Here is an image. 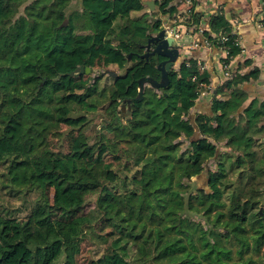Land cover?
<instances>
[{
	"label": "trees",
	"instance_id": "trees-1",
	"mask_svg": "<svg viewBox=\"0 0 264 264\" xmlns=\"http://www.w3.org/2000/svg\"><path fill=\"white\" fill-rule=\"evenodd\" d=\"M145 1L0 0V192L30 204L18 235L32 259L17 264H41L57 243L51 264H80L85 238L100 249L92 264H264L247 257L264 247V100L245 105L241 88L256 72L226 79L204 114H190L210 79L195 57L139 96L140 80L159 81L164 60L143 56L148 40L179 13L175 0H153L150 12ZM190 21L198 25L195 10ZM210 31L224 64L241 52L222 16ZM98 60L102 86L101 75L83 79ZM61 124L77 132L66 152L47 140ZM193 198L206 207L203 224L192 219ZM240 201L236 217L219 211ZM10 247L0 232V264H11Z\"/></svg>",
	"mask_w": 264,
	"mask_h": 264
},
{
	"label": "crops",
	"instance_id": "crops-1",
	"mask_svg": "<svg viewBox=\"0 0 264 264\" xmlns=\"http://www.w3.org/2000/svg\"><path fill=\"white\" fill-rule=\"evenodd\" d=\"M182 9L183 6L178 7L179 11ZM195 11L199 14L197 26H201L204 33L197 34L191 28L179 26L182 35L177 41L180 50L174 67L177 70L185 58L195 57L203 69L210 73L208 88L213 91L202 93L190 114L207 113L214 91L227 79L222 66L226 53L205 41L208 40L205 35L215 36L210 31V22L218 15L230 25L241 48V52L230 60L229 69L239 74L256 72L254 77L241 86L248 95L245 105L254 98L264 100V26L258 25L259 15L263 11L260 0H195ZM169 19L162 18V26ZM195 41L200 44L198 48L192 45ZM218 98L221 96L218 95Z\"/></svg>",
	"mask_w": 264,
	"mask_h": 264
},
{
	"label": "rangeland",
	"instance_id": "rangeland-1",
	"mask_svg": "<svg viewBox=\"0 0 264 264\" xmlns=\"http://www.w3.org/2000/svg\"><path fill=\"white\" fill-rule=\"evenodd\" d=\"M108 69L114 71L116 70V68L114 67ZM103 71L107 70H104V68H102L101 61L98 60L96 67L91 69L89 73L84 74L83 79H87L90 83H93L94 80L99 77ZM105 77L106 76L101 75L99 85L102 86L107 84L108 81L105 80ZM145 85L150 86L147 83ZM211 91L213 90L209 89L208 91L204 92ZM105 108L106 103L99 106V111L97 112V114H92L89 116L91 117V123L87 126V128L84 129V133L86 134V136L88 135L90 137L93 130L100 126L103 117L105 116ZM75 134H77L76 131L70 132L68 128L61 124L58 129H56L51 134H48L47 140H51V148L53 150L66 152L69 145V138L71 135ZM98 156L103 160H108L109 158L104 149L99 152ZM207 165L211 170H214V165L211 161H209ZM4 169V166H0V171ZM202 180L203 179L201 178L197 180L200 186H204V182ZM194 194H196V191L192 192V195ZM240 203L241 201L229 206L226 204V206H222L220 208L221 210L219 211H222L226 217H236L238 215L236 212L240 210ZM90 205L91 203L87 204V206L85 207V212L89 209ZM191 205V208L196 211V213L192 216V219L195 221H200L203 224V214L206 213V207L200 205L199 201L196 198L192 199ZM260 209L264 211V202L263 204H261ZM29 214L30 204L28 197L25 199V201L22 202L20 200V197L11 196L3 191L0 192V232H2V235L5 236L12 244V247L9 248L10 251H13L12 257L9 260V263L11 264H17L18 260L21 258L27 261H30V259H32L31 252L20 242L18 235V227L27 219ZM211 215H213V211L212 213L210 212V218L212 217ZM60 247V244L57 243L51 249H48L45 252V255L39 254L38 260L41 262V264H45L46 262L47 264H49L51 261L54 262V260L59 256L58 254L60 251ZM262 249L263 251L261 252V256L258 260L253 254H248L247 257L256 259V262L258 261L264 263V247ZM99 253L100 249L95 244V242H92V240H90L89 238H85L80 244V255L78 257V262L80 264H92L93 261H95V259L98 257Z\"/></svg>",
	"mask_w": 264,
	"mask_h": 264
},
{
	"label": "water",
	"instance_id": "water-1",
	"mask_svg": "<svg viewBox=\"0 0 264 264\" xmlns=\"http://www.w3.org/2000/svg\"><path fill=\"white\" fill-rule=\"evenodd\" d=\"M144 4L149 8L150 11H153L155 8V2L153 0L145 1ZM155 20L159 21L161 19L157 18ZM175 42L176 41L174 40V38L168 37L166 35V30L163 27L157 34L151 35L146 46L147 53L143 56L147 57L151 54H158L162 56L164 60L161 61L160 64L157 66V70L160 72L159 81H153L151 78H143L140 80L138 90L139 96H141L146 83L156 88L165 87L168 84V75L170 72H172V70H175L174 66L179 58L180 47ZM151 44H154V47L152 49H150ZM90 70V68H86L85 71L86 73H89ZM82 72H84V67L80 66L75 69V71H73L71 75H75Z\"/></svg>",
	"mask_w": 264,
	"mask_h": 264
},
{
	"label": "built area",
	"instance_id": "built-area-1",
	"mask_svg": "<svg viewBox=\"0 0 264 264\" xmlns=\"http://www.w3.org/2000/svg\"><path fill=\"white\" fill-rule=\"evenodd\" d=\"M176 6L180 7L183 6L184 9L180 10L179 13L175 14L172 18H170L162 27L166 30V35L168 37H172L174 38V40L176 41L175 43L178 45L177 41L180 39L181 37V31L179 29V26H186L185 25V19L187 17H190L194 10L195 7L193 8V1L192 0H175ZM261 6L263 8V11L260 13L259 18H258V25L259 26H264V0H260ZM169 18V17H168ZM191 24H189L190 26H186L187 28H191L193 29L194 32L198 33H204V29L201 26H195L192 24V21H190ZM226 40L225 36H221V41ZM207 42V44H210V42L208 40H205ZM193 47L198 48L200 46V44L195 41L193 42ZM263 49H264V43L262 45ZM226 53L227 56V51L223 50ZM225 56V58H226ZM230 62V61H229ZM200 69H203V65L198 62ZM229 63L224 64L222 62V66H223V70H224V74L225 77L227 79H230L232 77H234L235 75L239 74L237 72L231 71L228 67Z\"/></svg>",
	"mask_w": 264,
	"mask_h": 264
}]
</instances>
